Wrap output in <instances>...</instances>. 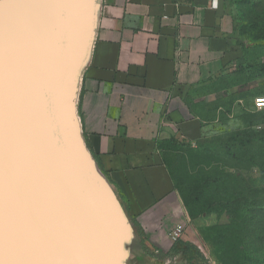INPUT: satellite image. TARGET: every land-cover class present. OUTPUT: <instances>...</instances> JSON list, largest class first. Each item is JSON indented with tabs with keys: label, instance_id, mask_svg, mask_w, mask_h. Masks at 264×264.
Here are the masks:
<instances>
[{
	"label": "crops",
	"instance_id": "crops-1",
	"mask_svg": "<svg viewBox=\"0 0 264 264\" xmlns=\"http://www.w3.org/2000/svg\"><path fill=\"white\" fill-rule=\"evenodd\" d=\"M241 57L222 0H101L81 76V130L151 253L197 245L202 219L188 213L167 161L171 147L207 135Z\"/></svg>",
	"mask_w": 264,
	"mask_h": 264
},
{
	"label": "bare ground",
	"instance_id": "bare-ground-1",
	"mask_svg": "<svg viewBox=\"0 0 264 264\" xmlns=\"http://www.w3.org/2000/svg\"><path fill=\"white\" fill-rule=\"evenodd\" d=\"M87 1L22 0V3L15 2L17 9L13 10L12 6L6 7L10 16L16 10L15 17L8 21L7 26H0V32L3 29L9 30L7 35L0 33V178L2 184L0 187L4 188L3 190L0 188L2 193L0 200L3 205L1 213L3 217L8 213L9 199L4 198L6 190H9L12 205L10 207L23 219L25 226L23 227L20 223L22 229L18 227L19 235L16 234L18 235L16 237L20 236L22 239H18L20 242L17 244L22 241L21 250H23L22 247L25 248L26 245L24 241L28 240L30 248L33 247V253L29 251L31 252L29 259L23 256L21 260L23 264H115L117 258V264H127L126 256L124 260L121 259L127 253L125 248L127 239L133 236L132 227L116 200L124 225L120 235L117 214L111 202V198L115 201L116 196L108 180L99 170L91 151L85 145L82 135L77 105L85 65L81 67L80 74L76 78L77 84L72 86L70 102H67V105L63 102L65 93L69 90V82H64L62 75L79 57L81 36L85 29L84 23L86 24V21L80 17V10L86 7ZM100 6L101 2L98 3L99 11ZM64 8L70 17V29L74 34L69 55L64 54L66 52L63 55V50L60 54L55 50L47 52V49L49 50L47 41L52 37V24L46 26L42 23L44 17L49 18L54 12L53 20H57L58 24L64 28L68 19L62 17ZM35 16L41 19V23L36 28L33 22ZM98 16L99 13L95 16V27ZM95 32L96 28L90 33L86 64L92 50ZM18 57L21 58L19 63ZM36 91L41 94V101L36 99ZM48 91L57 94V118L53 117L49 107ZM33 110L38 113L37 119L40 122L38 127L43 129V138L54 141L57 147L55 151L44 144L42 152H38L36 142L29 136V124H31L29 113ZM65 110H68V113ZM58 123L62 125L66 136L64 144H59L58 137L55 135V126ZM98 180L104 185L101 186ZM75 201L78 204L76 206L78 210L76 207L73 208ZM15 221L13 225L17 224ZM6 228H4L5 233L8 234L10 229L8 231L7 228L6 232ZM20 229L23 233L19 231ZM26 229H29V234H26L27 237L24 239ZM14 230L16 231L17 228ZM11 235L6 236L11 237ZM0 241L2 242V238ZM12 241L17 242L13 240V237ZM6 242L10 243V238ZM14 244L11 251L17 247H14ZM9 245L4 250L3 246H0L5 254L6 250H9ZM21 250H16L17 256ZM23 252L24 250L20 255H25ZM1 256L2 253L0 258ZM10 256L13 257V254L10 253ZM10 256L7 255L4 259H11ZM10 261L14 263L12 259ZM15 261H18V258H15Z\"/></svg>",
	"mask_w": 264,
	"mask_h": 264
},
{
	"label": "rangeland",
	"instance_id": "rangeland-1",
	"mask_svg": "<svg viewBox=\"0 0 264 264\" xmlns=\"http://www.w3.org/2000/svg\"><path fill=\"white\" fill-rule=\"evenodd\" d=\"M15 2L22 3V0H0V26H7L8 21L15 17L16 10L11 16L6 10V7L11 6L14 7L13 10L17 9L14 5ZM100 2L101 0H88L86 7L80 10V17L83 21H86V24L84 23L85 29L81 36L79 57L62 75V80L69 82V90L66 91L63 99L65 105L70 102L69 99H71L73 93L72 86L77 84L76 78L80 74L81 67L86 66L90 33L96 28L94 25L95 16L99 13L98 3ZM222 2L233 19V26L236 31V46L241 49L242 57L236 69L226 80L225 88H228L227 92H225L219 106L210 115L213 123L207 135L196 144L186 142L182 146L184 152L182 154H179L176 150L171 151L168 162L177 177V190L188 213L190 215L191 213L195 214L197 215L196 218L202 219L194 237L196 246L200 247L198 248L203 254L200 264H264V109H257L254 104L256 96H260L261 93L264 95V0H222ZM52 15L49 18L44 17L45 19L42 20V23L46 26L52 24V37L47 41L49 48L47 52L55 50L60 54L63 50L62 54L66 52L64 54L69 55L70 45L74 39V34L70 29V17L64 8L62 17L68 19H66V26L64 25L63 28L57 20H53L54 12ZM40 20L38 17L33 19L35 28L41 23ZM7 31L9 30L3 29L0 33L7 35L9 33ZM20 60L21 58L18 57V63ZM255 84L261 86L255 87ZM229 86L235 89L234 94L230 93ZM36 95V99L40 100L41 94L37 92ZM47 96L53 117L57 118V94L48 91ZM65 112L68 113V110H65ZM37 115L36 110L29 113L31 123L29 124V136L36 142L38 152H42L44 144L55 151L57 147L54 141L43 138V129L38 127L40 122ZM55 135L58 137L59 144L66 143V136L60 123L55 126ZM43 140L45 141L43 142ZM84 142L87 146L85 138ZM92 156L96 162L97 158L94 155ZM97 165L116 196L115 201L111 198V202L117 214L120 235L124 225L116 200H118V204L123 209L128 223L132 227L133 236L127 239L125 243L127 253L124 254L121 260H124L126 256L127 264H191L192 260L184 255H172L167 258L164 255L150 252L144 239L140 238L134 223L126 214L123 208L124 201L119 192L114 188L99 164ZM98 183L101 186L104 185L99 180ZM0 185L2 187L1 178ZM5 193L6 197L4 199H9V207L8 213L3 217L1 213L3 205L0 200V216L2 215V218L0 217V240L2 238L0 244H3L0 246H3L2 249L4 250V248H8L6 246L11 245H9V250L5 249L6 254L0 248L2 251H0V254L2 253L3 256H1L2 259L0 258V264H8L9 262V264H17L19 260V263H22L21 260L25 256L26 259L31 257L33 247L30 248L28 240L24 241L26 245L22 244L25 247H22V249L25 255H20L23 251L21 250V243L23 242L17 244L20 242L18 239L22 238L16 236L19 235L18 227H22L20 223L23 227L25 226L23 219L16 215L10 207L12 206L10 202L11 192L6 190ZM1 195L0 190V197ZM77 205L75 201L73 208L75 209ZM76 210H78V207H76ZM13 219L17 221L18 225L16 223V226L13 225ZM5 221L6 223H4ZM6 226L8 231L10 229L12 233H5L4 228ZM13 227L17 230L15 231ZM29 229H26L24 239L27 237L26 234H29ZM21 233L23 232L21 231ZM6 235H11V237ZM12 237L17 242H11ZM8 238H10V243L6 242ZM12 244H14V247L17 246L13 251L21 250L19 256L16 254L17 251H14V253L11 251ZM10 253L13 254L14 258L10 256ZM7 255L11 257L14 263L10 261V258L4 259ZM20 256L22 257L20 258ZM15 258H18V261H15ZM26 259L24 260L27 261ZM117 259L115 264H117ZM25 261L23 262L25 263Z\"/></svg>",
	"mask_w": 264,
	"mask_h": 264
},
{
	"label": "trees",
	"instance_id": "trees-1",
	"mask_svg": "<svg viewBox=\"0 0 264 264\" xmlns=\"http://www.w3.org/2000/svg\"><path fill=\"white\" fill-rule=\"evenodd\" d=\"M260 95H262V93ZM171 148H172V150H176L177 152H179V154L184 153L183 150L180 151V147L179 146L178 147H171ZM168 167H169L171 176L173 177V179L175 181L176 188L178 189L177 177L174 174L173 169L170 167L169 162H168ZM122 200L124 201L123 197H122ZM123 208H124L126 214L128 216L132 217L131 212H130V207H129V205H128V203L126 201H124ZM191 216L193 218H196L197 215L191 213ZM132 220H133L134 224L137 225L136 219H134L132 217ZM182 242L184 244V248H183V252L184 253H183V255L185 257L190 258L192 260L191 264H200V260L203 258V254L201 253V250L196 245H194V244H192V243H190L188 241H182Z\"/></svg>",
	"mask_w": 264,
	"mask_h": 264
},
{
	"label": "built area",
	"instance_id": "built-area-1",
	"mask_svg": "<svg viewBox=\"0 0 264 264\" xmlns=\"http://www.w3.org/2000/svg\"><path fill=\"white\" fill-rule=\"evenodd\" d=\"M214 5H217V0H214ZM254 104L257 109H264V95L256 96L254 99ZM184 231V225L178 224L171 232V236L174 240L181 237Z\"/></svg>",
	"mask_w": 264,
	"mask_h": 264
}]
</instances>
